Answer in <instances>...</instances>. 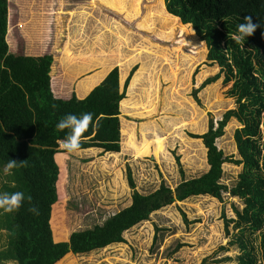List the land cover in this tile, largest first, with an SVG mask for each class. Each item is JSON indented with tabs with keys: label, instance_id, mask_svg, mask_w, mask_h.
Masks as SVG:
<instances>
[{
	"label": "rangeland",
	"instance_id": "1",
	"mask_svg": "<svg viewBox=\"0 0 264 264\" xmlns=\"http://www.w3.org/2000/svg\"><path fill=\"white\" fill-rule=\"evenodd\" d=\"M10 3L12 17L20 14L16 17L24 32L10 33L11 49L22 46L25 51L52 53L50 75L57 92L74 90L84 97L115 67L123 87L137 66L120 104L121 149L100 153V148H86L93 158L77 163L66 154L58 155L60 200L52 216L56 239L100 223L110 212L127 205L132 183L148 191L165 180L175 188L185 176L208 168L207 149L202 139L193 135L206 132L210 123L235 103L222 77L197 89L223 66L220 56L208 37L197 35L170 14L166 0ZM29 21L32 24L26 26ZM236 127L238 122L232 119L218 140L226 154L237 153ZM158 136L163 139L161 149ZM224 170L229 181L241 166L227 162ZM237 200L228 197L220 201L209 195L175 200L127 230L125 242L89 256L72 252L57 264H260L248 225L238 231L244 250L235 252L237 259L213 261L227 242L222 213L233 214L231 201ZM156 226L167 228L159 243H154ZM178 252L183 261L174 258Z\"/></svg>",
	"mask_w": 264,
	"mask_h": 264
},
{
	"label": "trees",
	"instance_id": "2",
	"mask_svg": "<svg viewBox=\"0 0 264 264\" xmlns=\"http://www.w3.org/2000/svg\"><path fill=\"white\" fill-rule=\"evenodd\" d=\"M166 7L197 35L208 37L220 56L223 66L207 76L197 89L222 77L223 83L229 85L227 94L235 103L212 121L206 132L193 135L200 137L207 149L208 168L191 177L183 174L185 177L175 188L165 180L148 191L139 190L132 183L127 205L110 212L100 223L77 228L68 238L56 239L52 216L60 200L62 171L58 155L66 154L72 163H77L93 158L86 148H100V153L121 149L120 103L137 66L123 87L115 67L84 97L74 90L57 92L50 75L52 53L25 51L22 46L15 49L20 51L11 49V27L21 32L16 17L20 14L12 17L13 4L0 0V193L21 191L25 197L30 195L40 212H29L27 199L18 211L0 210V264H57L72 252L89 256L125 242V232L150 219L154 211L175 200L205 195L220 201L238 198L231 201L233 214L222 213L227 242L215 253L213 261L237 259L235 252L243 248L238 229L248 225L260 264H264V0H166ZM247 15H252L262 27L237 44L230 36L237 33V25ZM31 24L29 21L26 26ZM85 112L94 114V125L84 134L79 151L70 153L58 143L67 130L58 131L56 124L66 114L79 116ZM232 119L238 122L237 153L226 154L218 140ZM11 159L26 160V166L6 174L4 167ZM227 162L241 166L229 181L224 170ZM184 219L188 222L185 213ZM166 230L156 226L154 243L163 240ZM174 258L183 261L180 252Z\"/></svg>",
	"mask_w": 264,
	"mask_h": 264
},
{
	"label": "clouds",
	"instance_id": "3",
	"mask_svg": "<svg viewBox=\"0 0 264 264\" xmlns=\"http://www.w3.org/2000/svg\"><path fill=\"white\" fill-rule=\"evenodd\" d=\"M261 27V23L253 21L252 15L244 16L243 22L237 25V33L232 34L230 38L237 44H241L246 37L254 35L256 30ZM53 107H55V105H53ZM93 116L94 114L91 112H85L79 116L71 113L66 114L56 124V129L58 131L63 132L67 130L64 139L58 141L60 147L70 153L79 151L84 134L89 131L90 126L94 125ZM24 166H26V160L11 159L5 165L4 172L6 174H11L14 168ZM25 199H27L30 205L28 211L35 215H39V208L32 204V197L30 195L25 197V194L21 191L0 193V210H3L4 213L18 211L23 206Z\"/></svg>",
	"mask_w": 264,
	"mask_h": 264
},
{
	"label": "bare ground",
	"instance_id": "4",
	"mask_svg": "<svg viewBox=\"0 0 264 264\" xmlns=\"http://www.w3.org/2000/svg\"><path fill=\"white\" fill-rule=\"evenodd\" d=\"M171 14V13H170ZM174 16V15H173ZM187 25V24H186ZM190 27V26H189ZM123 100V99H122ZM122 102V101H121ZM121 104V103H120ZM156 140H157V146H158V148L159 149H161L162 148V142H163V139L160 137V136H158L157 138H156ZM145 145H143V147H144ZM245 227H246V225H244V226H242L241 228H239L238 229V231H240V230H244L245 229ZM243 250H244V244H243V248L241 249V251L239 252V253H241V252H243Z\"/></svg>",
	"mask_w": 264,
	"mask_h": 264
},
{
	"label": "crops",
	"instance_id": "5",
	"mask_svg": "<svg viewBox=\"0 0 264 264\" xmlns=\"http://www.w3.org/2000/svg\"><path fill=\"white\" fill-rule=\"evenodd\" d=\"M15 30V28L11 31V32H14V34H20V33H18L17 31H14Z\"/></svg>",
	"mask_w": 264,
	"mask_h": 264
}]
</instances>
